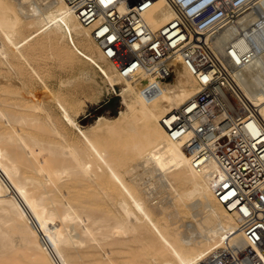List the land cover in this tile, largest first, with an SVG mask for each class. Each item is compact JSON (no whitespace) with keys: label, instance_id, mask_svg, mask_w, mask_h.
<instances>
[{"label":"bare ground","instance_id":"1","mask_svg":"<svg viewBox=\"0 0 264 264\" xmlns=\"http://www.w3.org/2000/svg\"><path fill=\"white\" fill-rule=\"evenodd\" d=\"M262 5L234 27L257 21L263 30ZM134 7L153 29L174 17L168 0L122 5ZM254 40L256 65L243 72L242 86L264 119V37ZM246 41L242 33L244 49ZM53 60L82 65L81 74L55 89ZM172 63L166 78L124 77L67 0H0V264H199L228 241L243 242L237 215L213 191L217 164L194 167L184 139L171 138L163 125L201 90L180 55ZM92 76L96 87L121 84L126 107L83 128L73 85ZM157 182L174 206H198L202 217L181 230L173 220L179 213L157 199Z\"/></svg>","mask_w":264,"mask_h":264},{"label":"built area","instance_id":"2","mask_svg":"<svg viewBox=\"0 0 264 264\" xmlns=\"http://www.w3.org/2000/svg\"><path fill=\"white\" fill-rule=\"evenodd\" d=\"M67 1L122 76L169 77L177 55L197 74L201 90L162 122L171 138L184 139L194 167L217 164L213 191L235 212L243 233V242L228 241L199 264H264V119L242 86L243 72L256 65L254 39L264 29H255L257 21L234 27L259 0H168L174 17L158 29L141 9H122L125 0Z\"/></svg>","mask_w":264,"mask_h":264},{"label":"rangeland","instance_id":"3","mask_svg":"<svg viewBox=\"0 0 264 264\" xmlns=\"http://www.w3.org/2000/svg\"><path fill=\"white\" fill-rule=\"evenodd\" d=\"M53 61L54 62L52 65L55 68L56 74L54 73V74L49 75V77H51V78H49L48 76L47 77L49 78L51 85L55 89L56 88L58 89V87L60 86V81H64V79L65 80L68 79V77L72 76L73 74H75V75L77 74V76H79V74H81L80 71H81L82 65H77V66H75V68L74 67L71 68V67L66 66L64 64H59V62L56 60H53ZM62 77H64V78L62 79ZM96 78H98V77H96ZM96 78L92 76L90 79H88L86 81H82V78L81 79L78 78L76 80V83L74 84L75 86L73 85V90H74V91L72 90L73 93L75 95H77V97L81 100L82 109L79 113L77 120L83 128L90 127V126L96 124L97 121L100 119V117L101 118H103V117L113 118L119 114L120 110H122L126 107V103H125L126 94L124 91H122L121 84H116L112 87V85L110 83L105 82V83H103L105 86L96 87V84H97ZM100 80L102 81V78ZM61 84H62V82H61ZM38 87H39V89H37V92H38V94L42 95L44 93L45 88L42 85H40ZM139 170H141V171H139ZM142 170L144 171L142 166L140 168L138 167V171L140 173L143 172ZM141 176H142L141 181H143L142 179L145 180V179H148V177H149L145 174L141 175ZM156 184L158 187L155 186L154 187L155 189L154 188L153 189L155 190L156 194L158 196H160V197H157V199L162 200V198H165L162 201H164L167 205L170 204V207H169V209L171 208L170 211L173 209L172 211H177V213H179V215H173L174 216L173 220H175L177 217L178 220H176V222H177V225L180 224L179 226H180L181 230L186 229L187 226L193 222L196 223V219L197 218L199 219L200 217H202L204 212H202L201 211L202 209L198 206L197 207L196 206L191 207V208L190 207L186 208V207H181V206L179 207L176 205L174 206L172 203L174 201V200H172L173 199L172 194H171V192L169 193L170 190L166 189L163 185L159 186V184L161 185V183H159V182H157ZM162 189H163V191H162ZM156 190L158 191V193ZM170 195H171V197H170ZM162 196H164V197H162ZM168 199H169V201H168ZM194 211H195V214L193 213ZM198 211H201V212L198 213ZM181 212H182V214H181ZM18 246H21V248H22V245H19V244L17 245V248H19V250H17L18 252H20L21 254L27 253V249L24 246L22 249ZM24 248L26 249V251Z\"/></svg>","mask_w":264,"mask_h":264}]
</instances>
